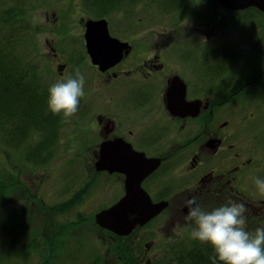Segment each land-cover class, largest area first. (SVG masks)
I'll use <instances>...</instances> for the list:
<instances>
[{
	"label": "flooded vegetation",
	"instance_id": "obj_1",
	"mask_svg": "<svg viewBox=\"0 0 264 264\" xmlns=\"http://www.w3.org/2000/svg\"><path fill=\"white\" fill-rule=\"evenodd\" d=\"M143 1L132 0L139 11H122L123 17L119 19L120 11L81 16L83 32L80 34L86 50L81 58L89 62L90 74L99 77L103 90L101 96L94 98L97 106L90 109L96 142L86 146L89 153L84 156L96 163L101 156L102 142L117 141L110 153L131 156L138 171L145 173L141 185L153 201H168L166 208L151 220L168 214L165 219L168 222L172 211L173 224L187 223L183 219L187 213L184 201L195 196L201 207L209 209L230 200L242 202L247 208L246 220H260L264 227V195L254 185V178H264V139L260 138L264 134L260 113V110L264 112V105L260 102L259 109L252 106V100L264 99V44L255 43L257 59L245 58L243 65L236 69L235 60L229 63L216 60L228 43H214L212 39L223 35V40L232 41L220 26L228 24L235 9L223 7L214 0H150L154 3L150 9L160 10L156 14V10L140 11ZM205 1L218 4H213L211 27L203 26L212 13L205 16ZM217 13L224 14L216 21L220 26L214 23ZM165 17L169 25L162 22ZM91 18H106L110 34L127 42L121 58L104 69L92 61L87 51L86 21ZM172 18L174 26H171ZM185 21H188L186 27L175 26ZM263 33L264 28L258 33L257 41H262ZM209 40L212 43L208 44ZM58 64L60 73H64L67 63ZM220 66L224 68L221 70ZM71 68L75 70L73 63ZM249 86L253 90L243 94ZM82 111L86 116V110ZM154 161L158 162L155 167ZM90 173L103 174L107 182L115 180L122 195L125 194L123 170H98L95 165V172ZM42 195L36 194L37 200H34L45 211ZM23 217L9 223L21 224ZM143 226L129 235H118L109 229L107 232L115 240H128L129 244L124 242L120 246L129 257L139 260L148 252L145 250L140 257L142 252L135 251L136 230ZM23 231L21 228L14 233L7 229L10 242L23 241L18 237ZM154 243L151 240L146 247L150 249Z\"/></svg>",
	"mask_w": 264,
	"mask_h": 264
},
{
	"label": "rangeland",
	"instance_id": "obj_2",
	"mask_svg": "<svg viewBox=\"0 0 264 264\" xmlns=\"http://www.w3.org/2000/svg\"><path fill=\"white\" fill-rule=\"evenodd\" d=\"M213 4L218 5L211 1L204 3L205 16L212 11L211 15L207 16L204 27L212 26L211 21L215 8ZM150 6H154V3L144 0L140 11L156 10V14H159V9L151 10ZM11 10L16 11V17L20 19L14 24L18 26V31L14 32L13 43L18 50L12 48V55L16 57L17 53L24 64L27 63L29 67L34 65L35 69L39 70L42 93L47 94L48 86L61 77L74 74L71 68L72 63L74 68H79L85 76L86 83L85 96L80 100L77 113L70 119L65 120L61 115H53L49 110H41L43 114L51 113L53 118L48 115L52 122L43 130L44 149L40 147L39 158L36 155L38 160L36 157L33 158L35 162L27 161L26 158L22 159V156L26 154L22 145H16L22 147L20 149L5 141L6 138H14L11 128L0 133V183L4 188V190L0 189V264H39L45 256L47 257L44 261L46 264H89L92 261H96L95 264H182L179 257L199 242L189 238L191 222L172 223L170 220L172 211L169 213L168 222L165 221L168 214L161 215L136 230L135 251L142 252L141 257L145 250H148L147 256L139 260L134 256L129 257L120 246L124 242L129 244L128 240H115L110 237L107 228L105 229L96 222V212L116 202L121 198L122 192L115 180L110 179L107 182L101 173L97 176L91 175L90 172H95V163L89 162L91 159L84 156L89 153L86 146L96 142V136L93 135L95 134L94 125L90 124L92 113L90 109L97 106V99L94 98L101 96L103 90L101 83L97 84V81H100L99 77L91 76L89 62L81 58L86 55L83 37L80 34L83 32L81 16H101L110 14L111 11L115 13L117 11H139V9L135 8L132 0H101L98 3L90 0H0L1 36L9 28L6 17ZM241 11H233V18L224 26L223 23L220 26L216 22L224 14L217 13L218 18L214 20L216 26L226 29L229 34L227 37L231 36L230 38L235 43L231 44L229 42L232 41L223 40L225 37L223 35L218 37L216 35L212 38L214 43L219 41L228 43L216 60L222 63L235 60L236 69L243 65L245 58L257 59L254 56L255 43L264 44V38L262 41H257L256 38L260 37L258 33L264 28V14L250 9L246 13ZM173 15L176 18L175 14ZM191 20V23L196 25L195 20ZM162 22L169 25L167 17L162 19ZM186 22L188 21L175 26L186 27ZM173 23L174 18L171 20V26ZM162 25L156 24V26ZM42 35L44 36L43 42H41ZM209 43H212V40H209ZM256 52L258 53L259 50ZM59 62L67 63L64 73H60ZM223 68L224 66H220L221 70ZM251 90H253L252 86L246 87L243 94ZM253 101L258 103L253 105L258 109L260 102L264 105V99ZM248 104L251 105L250 99ZM82 110H86V116L82 115ZM260 113L263 121L264 112L260 110ZM41 118L39 114L35 118L36 122L41 123ZM261 118L258 125L261 124ZM19 125V123L14 124L17 128ZM27 138L23 141V145L33 147L41 136L35 135L31 138L29 135ZM260 138L264 139V134H261ZM84 184L87 185L86 189L89 190L90 185L92 189L82 201V196L77 194L73 200L80 203L68 206L64 212H54L50 210V207H45L43 211L34 200L36 194L43 193L47 205L68 203L66 200L71 198L75 191ZM205 209L209 208L205 207ZM14 211H17L16 215ZM12 214L15 217H12ZM21 215H24L21 224L9 223L11 220L20 219ZM49 221L57 226L58 231L61 227H65L63 232L60 231L62 246L58 249L57 256L50 254L44 256L39 249L32 250L36 232L41 229L42 233ZM69 222H72L73 226L68 225ZM4 226H7L5 231ZM257 227H263L260 220L247 221V230L254 231ZM21 228L24 231L22 234L19 232L18 237L23 241L11 243L7 236V229L17 233ZM180 231L184 234L178 235ZM151 240H155V243L151 244V248L148 249L146 243Z\"/></svg>",
	"mask_w": 264,
	"mask_h": 264
},
{
	"label": "trees",
	"instance_id": "obj_3",
	"mask_svg": "<svg viewBox=\"0 0 264 264\" xmlns=\"http://www.w3.org/2000/svg\"><path fill=\"white\" fill-rule=\"evenodd\" d=\"M94 3L101 2V0H90ZM251 11L260 12L255 8H250ZM248 12V10H247ZM16 11H10L6 17V23L8 24L7 32L1 36L0 34V133L9 130L11 128L13 139L6 138L5 141L10 144H14V147L25 149V156L22 159L28 161H34V157L39 156L40 147L44 149L42 135L44 129L51 125L52 119L48 117L51 113L43 114L41 110H48L47 108V94L40 91V72L35 69V66L30 67L23 63L20 56L16 53V57L12 55V48H18L14 45L13 35L14 32L18 31V26H14L18 19L16 17ZM262 13V12H260ZM251 14V13H250ZM3 37V38H2ZM19 37V36H18ZM1 43H4L1 45ZM30 64V63H29ZM41 114V123L36 122V117ZM53 118V117H52ZM55 121V120H54ZM53 121V123H54ZM19 123V128L15 127L14 124ZM49 123V125L47 124ZM45 126V127H44ZM12 128H15L12 130ZM30 135L33 138L35 135L41 136L40 140L29 147L27 144L23 145V141ZM28 139V138H27ZM22 143V144H21ZM16 145H22L18 147ZM36 157V159H37ZM39 158V157H38ZM38 160V159H37ZM98 174H96L97 176ZM93 179V177H91ZM0 183V189L4 190ZM4 185V184H3ZM87 185H83L69 198L68 203L60 202L56 204H46L44 207H50L54 212H64L68 209V206H73L80 203L73 200L77 194L82 196L81 201L85 198L89 190L86 189ZM1 191V190H0ZM1 195V194H0ZM17 211H14L16 215ZM20 214V210L18 211ZM12 214V217H15ZM17 220V219H15ZM11 220V221H15ZM70 226L72 222H69ZM49 226V228H48ZM7 226H4V231ZM65 227H61L57 230V226L49 221L47 227L41 233L38 230L35 234L33 243L35 251L38 249L42 254H50L57 256L58 249L62 246V233ZM42 237L43 239L40 240ZM33 254V253H32ZM212 254V249L209 245H203L200 243L195 244L192 248L183 252L182 256L179 257L182 264H211L209 256ZM47 257L39 263L46 264L44 261ZM127 259V258H126ZM96 261H92L89 264H95Z\"/></svg>",
	"mask_w": 264,
	"mask_h": 264
},
{
	"label": "clouds",
	"instance_id": "obj_4",
	"mask_svg": "<svg viewBox=\"0 0 264 264\" xmlns=\"http://www.w3.org/2000/svg\"><path fill=\"white\" fill-rule=\"evenodd\" d=\"M123 13H117L122 18ZM46 35V34H45ZM44 36H41L43 42ZM46 51V49H45ZM85 76L79 68L74 74L61 77L47 88V108L53 115L67 120L74 116L80 100L85 96ZM97 81V84H100ZM254 185L264 195V178H254ZM187 213L183 219L191 222L189 238L209 245L211 264H264V227L247 230L244 203L230 200L211 209H205L195 196L184 201ZM183 235V231L177 233Z\"/></svg>",
	"mask_w": 264,
	"mask_h": 264
},
{
	"label": "water",
	"instance_id": "obj_5",
	"mask_svg": "<svg viewBox=\"0 0 264 264\" xmlns=\"http://www.w3.org/2000/svg\"><path fill=\"white\" fill-rule=\"evenodd\" d=\"M224 7L242 10L257 7L264 12V0H215ZM86 46L94 63L101 69L121 58L127 42L110 34L106 18L88 19L86 21ZM102 142L101 156L95 163L98 170H123L126 173V191L116 202L100 209L95 214L96 222L118 235H129L138 226H143L161 213L167 206V200L153 201L151 195L142 187L144 172L138 171L131 156L119 157L110 153L117 141ZM154 161V166L157 165ZM187 212V207L185 206Z\"/></svg>",
	"mask_w": 264,
	"mask_h": 264
},
{
	"label": "bare ground",
	"instance_id": "obj_6",
	"mask_svg": "<svg viewBox=\"0 0 264 264\" xmlns=\"http://www.w3.org/2000/svg\"><path fill=\"white\" fill-rule=\"evenodd\" d=\"M215 1V0H214ZM217 2V1H216ZM219 3V2H218ZM223 6V5H222ZM224 7V6H223ZM250 8H255V9H257V10H259L260 12H262L263 14H264V12L263 11H261L260 9H258L257 7H254V6H252V7H248V8H246V9H242V11H247V10H249ZM253 101V100H252ZM255 104V102L253 101V103H252V106ZM198 242V241H197Z\"/></svg>",
	"mask_w": 264,
	"mask_h": 264
}]
</instances>
